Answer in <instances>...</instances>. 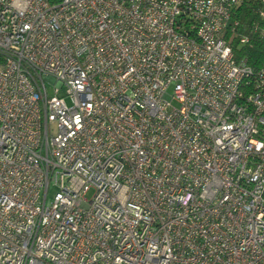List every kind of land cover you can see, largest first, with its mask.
<instances>
[{"label":"built area","instance_id":"2783aa9c","mask_svg":"<svg viewBox=\"0 0 264 264\" xmlns=\"http://www.w3.org/2000/svg\"><path fill=\"white\" fill-rule=\"evenodd\" d=\"M251 36L264 0H0V264H264Z\"/></svg>","mask_w":264,"mask_h":264},{"label":"trees","instance_id":"16d2710c","mask_svg":"<svg viewBox=\"0 0 264 264\" xmlns=\"http://www.w3.org/2000/svg\"><path fill=\"white\" fill-rule=\"evenodd\" d=\"M242 12L237 16L242 24L241 30L246 32L249 24L254 20V17L249 14L246 7H242ZM243 25H246L243 26ZM236 51V57H246L248 64L254 69L264 68V41L257 36H251L249 41L240 47H236V41L233 44Z\"/></svg>","mask_w":264,"mask_h":264},{"label":"rangeland","instance_id":"374dc122","mask_svg":"<svg viewBox=\"0 0 264 264\" xmlns=\"http://www.w3.org/2000/svg\"><path fill=\"white\" fill-rule=\"evenodd\" d=\"M47 85H48V87H47V92L49 93V95L50 94H52L53 93V84L52 83H49V82H47ZM60 93H62V90L60 91ZM66 102L67 103H69V101H68V99H66ZM53 189H50L49 190V195H52V193H53Z\"/></svg>","mask_w":264,"mask_h":264}]
</instances>
